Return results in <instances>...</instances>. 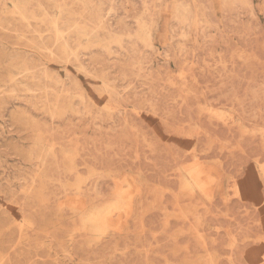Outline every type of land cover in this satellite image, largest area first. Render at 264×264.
<instances>
[{
	"label": "rangeland",
	"instance_id": "1",
	"mask_svg": "<svg viewBox=\"0 0 264 264\" xmlns=\"http://www.w3.org/2000/svg\"><path fill=\"white\" fill-rule=\"evenodd\" d=\"M0 264H264V0H0Z\"/></svg>",
	"mask_w": 264,
	"mask_h": 264
},
{
	"label": "bare ground",
	"instance_id": "2",
	"mask_svg": "<svg viewBox=\"0 0 264 264\" xmlns=\"http://www.w3.org/2000/svg\"><path fill=\"white\" fill-rule=\"evenodd\" d=\"M18 9H19V8H18ZM57 11H58V10H57ZM109 11H110V10H109ZM111 11H112V10H111ZM42 12H43V11H42ZM44 12H45V11H44ZM44 12H43V13H44ZM58 12H59V11H58ZM61 12H62V11H61ZM58 15H59V14H58ZM57 18H58V17H57ZM19 20H21V19H19ZM52 26H53V25H52ZM141 26H142V25H141ZM36 28H37V27H36ZM73 28H74V27H73ZM73 28H72V29H73ZM27 30H28V29H27ZM74 30H75V29H74ZM82 30H83V29H82ZM82 30H81V31H82ZM77 31L79 32L80 30H77ZM83 33H84V31H83ZM95 34H96V33H95ZM85 35H86V34H85ZM58 36H61V35L58 34ZM68 36H69V35H68ZM91 36H92V35H91ZM89 37H90V36H89ZM97 38H98V37H97ZM61 39H62V38H61ZM67 39H68V37H67ZM86 40H87V39H86ZM86 40H85V41H86ZM149 40H150V39H149ZM149 40H148V41H149ZM32 44H33V43H32ZM57 44H58V43H57ZM99 44H100V43H99ZM60 47H61V46H60ZM62 47H63V46H62ZM62 47H61V48H62ZM65 47H66V46H65ZM35 48H36V47H35ZM58 49H59V48H58ZM65 49L67 50V48H65ZM45 50H47V49H45ZM64 52H65V51H64ZM51 55H52V54H51ZM62 55H63V54H62ZM48 56H49V55H48ZM51 57H52V56H51ZM193 164H194V163H193ZM191 165H192V164H191ZM198 165H199V164H197V165H192V166H195V168H196ZM199 166H200V165H199ZM199 166H198V167H199ZM189 167H190V166H189ZM191 168H192V167H191ZM191 168H189V169H191ZM187 169H188V168H187ZM189 169H188V170H189ZM193 169H194V168H193ZM188 170H187V172H188ZM191 170H192V169H191ZM197 170H198V169H197ZM197 170H196V172H198ZM189 171H190V170H189ZM203 172L205 173V171H203ZM203 172H202V174H203ZM198 174H199V173H197V175H198ZM197 175H196V176H197ZM205 175H206V174H205ZM205 175H204V176H205ZM200 176H202V175L199 174V177H200ZM199 177H198V178H199ZM204 178L206 179V176L203 177V179H204ZM205 179L203 180V181H205L204 183H206V182L208 181V180L206 181ZM196 181H197V179H196ZM203 181H202V179H201V182H203ZM183 183H184V182H183ZM210 183H211V182H210ZM197 186H198V185H197ZM130 187H131V186H130ZM185 187H186V186H185ZM200 187H201V186H200ZM131 188H132V187H131ZM196 188H197V187H196ZM197 189H198V188H197ZM199 189H200V188H199ZM126 190H127V189H126ZM129 190H130V188H129ZM132 190H133V188H132ZM124 191H125V190H124ZM119 192H120V191H119ZM201 192H202V191H201ZM124 193H125V192H124ZM124 193H123V195H124ZM117 194H118V193H117ZM122 197H123V196H122ZM130 197H131V196L129 195V198H130ZM130 199H131V198H130ZM131 200H132V199H131ZM127 201H128V200H127ZM129 201H130V200H129ZM125 204H126V201H125ZM129 205H130V204H129ZM127 206H128V205H127ZM129 207H130V206H129ZM127 208H128V207H127ZM127 208H125V209H127ZM125 212H126V210H125ZM104 216H105V215H104ZM118 216H119V215H118ZM94 219H95V218H94ZM103 219H105V218H103ZM98 220H99V219H98ZM101 220H102V218H101ZM108 220H109V219H108ZM94 221L97 222V220H94ZM110 221H111V220H110ZM110 223H112V222H110ZM108 224H109V223H108ZM109 225H110V224H109Z\"/></svg>",
	"mask_w": 264,
	"mask_h": 264
}]
</instances>
